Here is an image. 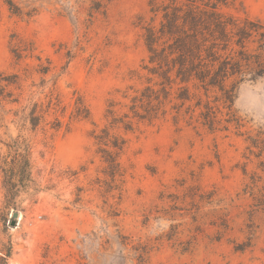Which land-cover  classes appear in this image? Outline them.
Masks as SVG:
<instances>
[{
    "label": "rangeland",
    "instance_id": "1",
    "mask_svg": "<svg viewBox=\"0 0 264 264\" xmlns=\"http://www.w3.org/2000/svg\"><path fill=\"white\" fill-rule=\"evenodd\" d=\"M13 1L20 14L0 0V256L264 264V75L239 87L240 129L167 120L112 130L128 140L113 179L94 136L109 101L145 81L149 0H103L93 16L91 0ZM224 11L264 23V0ZM15 139L29 146L32 181L9 202L3 167Z\"/></svg>",
    "mask_w": 264,
    "mask_h": 264
},
{
    "label": "trees",
    "instance_id": "2",
    "mask_svg": "<svg viewBox=\"0 0 264 264\" xmlns=\"http://www.w3.org/2000/svg\"><path fill=\"white\" fill-rule=\"evenodd\" d=\"M91 1L93 16L103 10V0ZM7 3L20 14L13 0ZM231 4L232 0L148 1V14L142 19L148 52L145 81L140 87L128 86L122 99L109 101L107 123L94 136L106 174L113 179L124 174L119 157L128 141L112 133L114 129L134 131L141 123L167 120L210 131L245 126L235 101L242 83L264 75V23L224 11ZM41 118L34 109L30 122L36 127ZM7 145L12 159L3 172L10 202L29 186L32 172L28 144L15 139ZM10 256L11 250L0 256V264H8Z\"/></svg>",
    "mask_w": 264,
    "mask_h": 264
},
{
    "label": "water",
    "instance_id": "3",
    "mask_svg": "<svg viewBox=\"0 0 264 264\" xmlns=\"http://www.w3.org/2000/svg\"><path fill=\"white\" fill-rule=\"evenodd\" d=\"M19 214H20L19 211H13V212H12V218H13V220H12V225H16L17 220H18V215H19Z\"/></svg>",
    "mask_w": 264,
    "mask_h": 264
},
{
    "label": "bare ground",
    "instance_id": "4",
    "mask_svg": "<svg viewBox=\"0 0 264 264\" xmlns=\"http://www.w3.org/2000/svg\"><path fill=\"white\" fill-rule=\"evenodd\" d=\"M20 215V214H19ZM19 215H18V217H19Z\"/></svg>",
    "mask_w": 264,
    "mask_h": 264
}]
</instances>
